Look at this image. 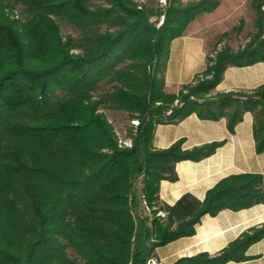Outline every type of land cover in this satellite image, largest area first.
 <instances>
[{
	"label": "trees",
	"instance_id": "trees-1",
	"mask_svg": "<svg viewBox=\"0 0 264 264\" xmlns=\"http://www.w3.org/2000/svg\"><path fill=\"white\" fill-rule=\"evenodd\" d=\"M220 3L0 0V264H148L158 247L195 234L204 214L264 203L261 174L224 178L204 200L187 192L171 205L159 195L163 179L178 178L179 160L219 144L186 150L180 139L157 148L160 123L196 112L227 116L234 130L250 110L264 152V85L214 93L227 67L264 60V0H251L246 44L215 48L178 93L166 87L171 42ZM63 25L75 32L63 34ZM108 111L128 117L132 145L120 142ZM263 237L264 225L254 226L215 254L171 264L244 261Z\"/></svg>",
	"mask_w": 264,
	"mask_h": 264
},
{
	"label": "crops",
	"instance_id": "crops-1",
	"mask_svg": "<svg viewBox=\"0 0 264 264\" xmlns=\"http://www.w3.org/2000/svg\"><path fill=\"white\" fill-rule=\"evenodd\" d=\"M210 40L209 32L201 29L186 31L173 39L166 70L168 91L178 93L184 83L190 82L196 73L206 68L207 56L213 54ZM262 85L264 60L227 67L214 93H250ZM233 109V105L225 108L227 112ZM253 125L254 115L250 110L244 112L234 130L229 129L227 116L203 118L196 112L178 122L158 124L154 136L157 148H167L180 139L186 150L219 143L210 155L179 160L175 166L178 178L163 179L160 183L161 199L173 205L184 193L190 192L204 200L208 191L222 179L237 174H261L264 182V152L256 150ZM263 225L264 203L238 210L224 208L215 215L206 213L196 225L195 234L158 247L156 260L159 264H171L182 256L204 251L215 254L251 227ZM246 254L250 257L247 260H229L223 264H264V237L252 243Z\"/></svg>",
	"mask_w": 264,
	"mask_h": 264
},
{
	"label": "rangeland",
	"instance_id": "rangeland-1",
	"mask_svg": "<svg viewBox=\"0 0 264 264\" xmlns=\"http://www.w3.org/2000/svg\"><path fill=\"white\" fill-rule=\"evenodd\" d=\"M184 1L190 2L196 0ZM154 2L155 5L158 3L162 6L166 3V0H154ZM218 7L217 11L213 14H209V12L199 14L197 18L189 24L186 31H196L201 29L209 32V35H211V52H213L215 48H221L227 44L234 48L246 44L249 41L251 34L255 31V13L251 6V0H221ZM156 19L157 16L152 17V20ZM162 21L163 16L160 18L158 25H160ZM235 27L240 28L239 30H235ZM62 32L63 34H67L75 31L72 27L63 25ZM223 32H228V35L222 37ZM108 114L110 118L114 120V123L119 130V134L123 139L120 142L125 146L132 145V139L125 137L126 128L130 126L128 117L125 114L118 112L114 113L108 111ZM133 120L131 121V124L137 125ZM151 260H154L156 264H159L156 259ZM151 264L153 263L151 262Z\"/></svg>",
	"mask_w": 264,
	"mask_h": 264
},
{
	"label": "built area",
	"instance_id": "built-area-1",
	"mask_svg": "<svg viewBox=\"0 0 264 264\" xmlns=\"http://www.w3.org/2000/svg\"><path fill=\"white\" fill-rule=\"evenodd\" d=\"M133 121H134V123H136V124L139 123L138 120H133ZM159 213L162 214V215H164V212H162V211H160ZM151 262H152L153 264H156V262H155L154 260H150V261H148V264H151Z\"/></svg>",
	"mask_w": 264,
	"mask_h": 264
}]
</instances>
